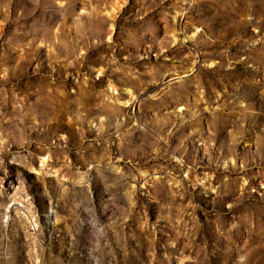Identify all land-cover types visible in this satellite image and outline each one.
Returning <instances> with one entry per match:
<instances>
[{
    "label": "rangeland",
    "instance_id": "obj_1",
    "mask_svg": "<svg viewBox=\"0 0 264 264\" xmlns=\"http://www.w3.org/2000/svg\"><path fill=\"white\" fill-rule=\"evenodd\" d=\"M0 264H264V0H0Z\"/></svg>",
    "mask_w": 264,
    "mask_h": 264
},
{
    "label": "bare ground",
    "instance_id": "obj_2",
    "mask_svg": "<svg viewBox=\"0 0 264 264\" xmlns=\"http://www.w3.org/2000/svg\"><path fill=\"white\" fill-rule=\"evenodd\" d=\"M185 18H187V17H185ZM173 37H174V39H175V34L173 35ZM28 51H30L31 52V48L28 50ZM26 55H28V52H25V56H22V55H18L17 56V59L19 60V66H20V68L21 67H23L24 66V64H25V62L27 61V57H26ZM23 58H25V59H23ZM79 91H80V89H79ZM78 91V92H79ZM113 91V90H112ZM171 92V91H170ZM77 95H79L78 93H76V96ZM113 95H116L115 93H114V91H113ZM127 95H131V92H129V91H127ZM116 98V100L119 102V104H121V105H123V106H127V102H122V100L124 99V98H122V97H120V96H115ZM51 103H50V100L48 101V103L47 104H45V105H43V107L44 108H46L47 110H49V111H51L52 110V107H51V105H50Z\"/></svg>",
    "mask_w": 264,
    "mask_h": 264
}]
</instances>
